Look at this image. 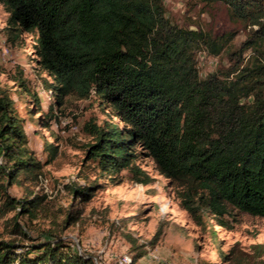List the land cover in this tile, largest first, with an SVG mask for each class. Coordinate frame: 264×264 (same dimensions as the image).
Here are the masks:
<instances>
[{"label":"trees","instance_id":"1","mask_svg":"<svg viewBox=\"0 0 264 264\" xmlns=\"http://www.w3.org/2000/svg\"><path fill=\"white\" fill-rule=\"evenodd\" d=\"M225 4L247 29L231 47L234 32L219 36L187 28L165 15L163 0H0L7 12L5 32L16 38L35 35L34 52L51 77L52 95L38 123L48 129L65 97L94 95L104 118L88 121L82 163L91 164L95 180L63 185L70 202L58 226L79 221L80 205L97 190L130 180L151 178L134 162L152 158L163 177L180 187V206L199 224L208 218L230 229L234 211L264 218V0H208ZM226 55L200 75L198 54ZM35 112L40 111L35 98ZM55 138V142H56ZM44 161L28 145L23 119L8 89L0 86V216L8 218L12 238L0 239V264H97L51 230L49 240L28 238L18 219L32 217L46 198L32 188L58 146L42 137ZM18 188L13 196L10 188ZM161 223L144 243L113 228L129 245L135 264L158 242Z\"/></svg>","mask_w":264,"mask_h":264},{"label":"rangeland","instance_id":"2","mask_svg":"<svg viewBox=\"0 0 264 264\" xmlns=\"http://www.w3.org/2000/svg\"><path fill=\"white\" fill-rule=\"evenodd\" d=\"M163 2L165 15L179 25L202 29L213 36L234 32L232 48L238 47L246 37L247 29L234 20L228 7L219 1ZM7 15L0 3V86L8 89L16 111L23 119L28 145L38 158L44 161L42 137L58 146L56 158L43 165L42 173L38 175L52 193L46 196L32 217L18 219L28 235L21 242L49 240L47 230H51L69 239L80 252L95 256L97 264H126L121 258L124 254L130 256L129 245L118 230L109 231L110 223H119L120 231L129 232L138 243H144L152 237L160 222L158 242L135 264H264L263 217L235 210L236 222L230 229L215 224L211 218L199 224L180 206V187L159 174L152 158L144 154H140L134 163L151 178L149 183H135L130 180L128 170L121 171L119 184L97 190L90 201L80 205L79 221L61 230L58 224L70 202V194L63 185L71 181L85 184L97 179L95 168L88 162L82 163L84 144L91 141L84 125L88 121L100 123L104 116L94 95L85 99L68 95L60 111L54 110L57 120L52 121L48 129L38 123V117L52 101L46 87L52 80L37 62L35 35L22 32L16 38L10 37L3 29ZM197 58L201 76L214 70L220 61L230 63L224 53L213 56L206 50ZM35 98L39 101V112H35ZM32 190L38 195L44 194L38 182ZM9 192L13 196L20 194L15 187ZM10 216L11 213L0 216V239L13 237L8 222Z\"/></svg>","mask_w":264,"mask_h":264},{"label":"built area","instance_id":"3","mask_svg":"<svg viewBox=\"0 0 264 264\" xmlns=\"http://www.w3.org/2000/svg\"><path fill=\"white\" fill-rule=\"evenodd\" d=\"M38 184H40L41 189L43 190L44 194H46V196L47 195L50 196V194L52 193V190H50V189L48 190L47 189V186H46L45 182L40 180V179H38ZM129 261H130V256H128L127 254H124L122 256V258H121V262L128 263Z\"/></svg>","mask_w":264,"mask_h":264},{"label":"bare ground","instance_id":"4","mask_svg":"<svg viewBox=\"0 0 264 264\" xmlns=\"http://www.w3.org/2000/svg\"><path fill=\"white\" fill-rule=\"evenodd\" d=\"M127 264V263H126Z\"/></svg>","mask_w":264,"mask_h":264}]
</instances>
